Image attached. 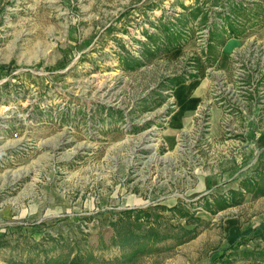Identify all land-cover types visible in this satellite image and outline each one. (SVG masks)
Segmentation results:
<instances>
[{"label":"rangeland","instance_id":"374dc122","mask_svg":"<svg viewBox=\"0 0 264 264\" xmlns=\"http://www.w3.org/2000/svg\"><path fill=\"white\" fill-rule=\"evenodd\" d=\"M263 27L264 0H0V264H264ZM141 210L166 240L125 259Z\"/></svg>","mask_w":264,"mask_h":264},{"label":"trees","instance_id":"16d2710c","mask_svg":"<svg viewBox=\"0 0 264 264\" xmlns=\"http://www.w3.org/2000/svg\"><path fill=\"white\" fill-rule=\"evenodd\" d=\"M197 14V13H196ZM220 17L223 16V14L219 13ZM194 17H197L196 15ZM203 20H206V16L203 17ZM215 24V23H214ZM218 28V27H217ZM166 29V27H165ZM168 29V28H167ZM166 29V30H167ZM220 28H218L217 30H219ZM213 32L210 31V33ZM220 32V31H219ZM246 32L245 28L242 29H231L228 33L230 34L228 36L229 38H237V37H242V34H244ZM146 35V39L149 42V44H145V48L146 51L149 53L150 56H153L154 54H156V52H162V51H168L170 49H175V48H179L181 46V43L179 41H181V36L182 34L179 32H169V31H165V35H166V40L161 41L160 38L157 37V40L154 38V34H148L147 32L145 33ZM156 35V34H155ZM217 37V35H216ZM153 47L155 48L153 50ZM131 59V61H125V66L128 70L133 71L137 68H140L142 65L143 61H139L138 59H136L135 57L129 56ZM184 81L180 78L177 79L175 84H180L183 83ZM174 211L176 209H173ZM135 213V214H134ZM149 212H145V211H125L122 213V217H119L113 224V227H116L117 225H119V223H124V224H128L130 229H133V243L135 242V244L133 243H129L126 246H122L120 249L123 251H126V253L122 255L121 253V257L123 258H127V257H132L137 255V253L143 251V250H150V249H154V248H159L158 244L163 242L164 240H166L165 235H163L161 232L156 231L152 226H148V228L146 229L147 232L143 235V238L141 239V236L136 235V231H138L139 227L141 225H150V221H148L149 218ZM144 217V220L141 221ZM183 233L185 235L182 234V237L178 238L177 240V245L178 244H183L184 242H186L187 240H189L191 238V236H193V232L192 231H188V230H182ZM47 239L52 240L53 242L56 243L55 246L58 245H62L64 243V239L60 236L57 239H53L51 237H47ZM4 240V239H2ZM2 240H0V247L5 246V242H3ZM141 240L145 241V242H140ZM113 244V241H112ZM72 246L73 248H75V254L73 255V257L71 258V260L69 261V264H82L83 261L85 260H89L91 258H95L94 255L91 253V251L82 249V247L80 246V241H72ZM136 248V249H135ZM135 249V250H134ZM48 256V255H47ZM46 256V257H47ZM58 255L54 256L53 258H48L44 261H42L44 264H57Z\"/></svg>","mask_w":264,"mask_h":264},{"label":"crops","instance_id":"0c3cea01","mask_svg":"<svg viewBox=\"0 0 264 264\" xmlns=\"http://www.w3.org/2000/svg\"><path fill=\"white\" fill-rule=\"evenodd\" d=\"M261 33L264 34V27L261 29ZM249 37L250 39H246V37L245 38H242V37L229 38L226 42H224L223 46L221 47V51H220V58H221L220 63H221L222 68H224L229 62L231 53L236 52V51L240 53L242 52V50H244L245 46L252 40L251 36ZM246 40H249V41H246ZM194 108L182 109L178 114L175 115V122L172 123L171 125V130H170L171 132H170L168 139L173 141L175 132L180 131L181 129H186L189 126H191L193 111L197 107L195 109ZM214 115L217 117V119L213 120L212 126L214 129H216V128H219L220 126L218 119L220 118L221 113H219L215 109ZM263 138H264V135H263Z\"/></svg>","mask_w":264,"mask_h":264}]
</instances>
